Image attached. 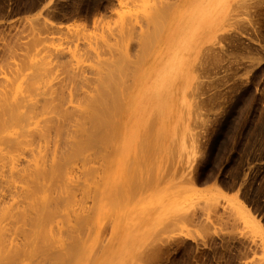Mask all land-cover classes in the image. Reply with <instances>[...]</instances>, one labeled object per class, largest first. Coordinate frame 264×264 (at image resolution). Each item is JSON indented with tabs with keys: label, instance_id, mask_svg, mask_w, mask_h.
Segmentation results:
<instances>
[{
	"label": "rangeland",
	"instance_id": "obj_1",
	"mask_svg": "<svg viewBox=\"0 0 264 264\" xmlns=\"http://www.w3.org/2000/svg\"><path fill=\"white\" fill-rule=\"evenodd\" d=\"M107 72L133 106L139 92H156L167 139L153 180L134 196L113 186L109 200L94 181H123V171L106 169L126 167L133 153L87 151L97 170L84 193L75 190L83 228L65 243L85 240L93 264H264V0H0L1 101H22L25 113L63 94L80 114L79 97ZM51 103L39 124L56 118ZM145 112L128 113L130 128ZM74 127L73 117L62 136L70 140ZM130 133L119 131L116 152L136 150ZM53 224L65 225L59 215Z\"/></svg>",
	"mask_w": 264,
	"mask_h": 264
},
{
	"label": "bare ground",
	"instance_id": "obj_2",
	"mask_svg": "<svg viewBox=\"0 0 264 264\" xmlns=\"http://www.w3.org/2000/svg\"><path fill=\"white\" fill-rule=\"evenodd\" d=\"M125 89L122 88L121 81L110 72L100 74L95 93L79 97L82 103L80 114L77 111L74 114L63 106L66 102L63 94L40 103L37 99L25 108V113L19 111L24 106L22 101L0 100V264H93L91 256L89 260L86 259L89 247L85 240L84 243L75 240L70 241L73 243H65L74 230L76 234L83 228L82 216L75 209L72 210L81 201L76 199L75 190L84 193L88 176L92 180L97 170L90 163L92 154L87 151L108 156L131 155L130 150L133 153L127 156L128 161L125 159L126 167L117 164L114 169H106L108 174L123 171V181L118 183V180L107 179L101 185L94 181L97 188L100 187L98 198L102 197L103 192V198L109 200L116 192L113 186L125 187L134 196L144 187L147 177L153 180L155 162L160 155L157 154L160 150L156 148L162 149L161 141L167 139V131L162 129L163 126L157 125L155 114L161 107L155 102L156 92L150 89L139 92L134 109L132 99L126 97ZM70 99L72 98L67 97L68 101ZM51 102L57 108L56 118H44L42 124H39L37 116L46 111ZM136 110H139L140 115L147 112L141 116L143 121L138 128L133 129L130 128L131 114L127 115ZM73 117L75 127L70 132L69 140L62 135L67 136L65 127L73 121ZM76 117L79 118L75 120ZM30 119H33L31 124L34 126H30ZM25 122L28 129L23 128ZM119 131L122 139L126 136L122 134L123 131L127 133V138L131 131L136 150L126 143L116 152L117 147L114 149L113 144L117 141ZM53 133L59 137L54 142L51 138ZM40 140L49 146V151L52 150L50 154H42L40 148L37 149ZM23 144L30 146L31 153L24 155L22 159L12 157L11 152L19 150ZM101 148L105 152H100ZM76 160L80 164L76 166L79 174L75 181L73 171ZM97 210L96 215H99V207ZM57 215L65 224L62 229L54 228ZM72 219L74 224L71 223Z\"/></svg>",
	"mask_w": 264,
	"mask_h": 264
}]
</instances>
